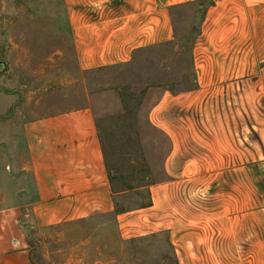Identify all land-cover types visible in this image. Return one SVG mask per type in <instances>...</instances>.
Masks as SVG:
<instances>
[{
  "label": "crops",
  "instance_id": "obj_1",
  "mask_svg": "<svg viewBox=\"0 0 264 264\" xmlns=\"http://www.w3.org/2000/svg\"><path fill=\"white\" fill-rule=\"evenodd\" d=\"M200 1L64 0L78 72L174 42V11ZM197 14L195 86L163 91L152 110L173 141V179L148 187V206L119 212L128 191L112 184L87 87L72 107L24 102L0 132V264H33L34 232L81 223L121 242L166 235L176 264H264V229L247 228L244 208L248 153L264 172V0H207Z\"/></svg>",
  "mask_w": 264,
  "mask_h": 264
},
{
  "label": "rangeland",
  "instance_id": "obj_2",
  "mask_svg": "<svg viewBox=\"0 0 264 264\" xmlns=\"http://www.w3.org/2000/svg\"><path fill=\"white\" fill-rule=\"evenodd\" d=\"M206 3L174 11V42L144 50L129 64L82 75L65 26L64 0H0V61L6 64V69L0 65V132L22 103L42 99L72 107L87 97L86 86L101 129L110 135L116 188H133L120 198L119 211L148 206V187L173 179L166 170L173 141L154 124L152 110L163 91L180 93L195 86L197 8ZM124 101L136 109L120 132L115 117L123 113ZM247 134L252 138L248 149L254 148L255 133ZM254 159L248 153L244 208L247 228L264 229V172L250 165ZM231 207L238 209L234 203ZM31 242L33 264H176L166 235L121 242L89 223L34 232Z\"/></svg>",
  "mask_w": 264,
  "mask_h": 264
},
{
  "label": "trees",
  "instance_id": "obj_3",
  "mask_svg": "<svg viewBox=\"0 0 264 264\" xmlns=\"http://www.w3.org/2000/svg\"><path fill=\"white\" fill-rule=\"evenodd\" d=\"M123 103H124L123 113L119 114L117 117H115L116 123H118L117 128L120 130V132L126 129L127 121L129 118H131L133 116L134 110L136 109V108H134V106L132 104H130L126 101H124ZM98 127L100 129V137L102 140V146L104 149L105 158H106V161L108 163L110 178H111L112 184H114L116 186V178H114V174L116 172L118 173V171L116 169H114L111 165L112 150L110 149L109 142H108L110 135L101 129L100 121H98ZM132 189H133L132 187H128L124 191H129ZM119 212H121V211H119Z\"/></svg>",
  "mask_w": 264,
  "mask_h": 264
},
{
  "label": "water",
  "instance_id": "obj_4",
  "mask_svg": "<svg viewBox=\"0 0 264 264\" xmlns=\"http://www.w3.org/2000/svg\"><path fill=\"white\" fill-rule=\"evenodd\" d=\"M0 65L1 66H5V69H6V64L5 63H3V62L0 61Z\"/></svg>",
  "mask_w": 264,
  "mask_h": 264
}]
</instances>
